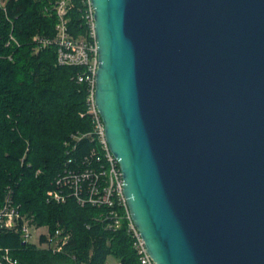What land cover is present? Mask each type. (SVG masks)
I'll return each instance as SVG.
<instances>
[{
    "label": "water",
    "instance_id": "obj_1",
    "mask_svg": "<svg viewBox=\"0 0 264 264\" xmlns=\"http://www.w3.org/2000/svg\"><path fill=\"white\" fill-rule=\"evenodd\" d=\"M95 103L155 264H264V0H91Z\"/></svg>",
    "mask_w": 264,
    "mask_h": 264
},
{
    "label": "trees",
    "instance_id": "obj_2",
    "mask_svg": "<svg viewBox=\"0 0 264 264\" xmlns=\"http://www.w3.org/2000/svg\"><path fill=\"white\" fill-rule=\"evenodd\" d=\"M58 0H0V208L8 196L23 215L71 239L54 253L24 242L15 231H0V248L21 264H141L127 220L110 228L106 206H81L74 197L48 202L47 193L66 171L85 169L96 147L90 138L89 87L83 67L61 66L57 48L36 52V36L54 38ZM81 4L69 14L74 36L86 32ZM14 37L18 44L10 42ZM67 193V192H66ZM121 214V211H117Z\"/></svg>",
    "mask_w": 264,
    "mask_h": 264
},
{
    "label": "built area",
    "instance_id": "obj_3",
    "mask_svg": "<svg viewBox=\"0 0 264 264\" xmlns=\"http://www.w3.org/2000/svg\"><path fill=\"white\" fill-rule=\"evenodd\" d=\"M77 2L81 4V22L85 24L86 32L74 36L69 26V14L75 9ZM54 10L58 18L56 35L54 38L36 36L34 40L38 45L37 51L55 45L59 65L83 67L78 81L86 83L89 87L88 114L91 115L93 125L91 132L76 135L74 139L80 141L90 138L96 147L85 158V161L89 163L87 168L66 171L57 178L56 188L47 193V201L65 203L68 198L74 197L81 206L86 204L106 206L111 211L109 218H113L114 221L109 227L119 229L121 221L126 219L128 231L135 239L134 246L140 256L141 264H155L132 221L124 194L123 174L119 162L109 148L105 124L95 103L96 74L100 61L92 2L91 0H58ZM11 41L18 44L13 36ZM19 209L12 197L8 196L4 206L0 208V231H15L22 236L24 242L50 249L54 253L63 251L71 239L70 233L65 232L64 229L40 232L41 228L34 217L23 215ZM117 211H121V214ZM0 264L21 263L14 259L10 252H4L0 248Z\"/></svg>",
    "mask_w": 264,
    "mask_h": 264
},
{
    "label": "rangeland",
    "instance_id": "obj_4",
    "mask_svg": "<svg viewBox=\"0 0 264 264\" xmlns=\"http://www.w3.org/2000/svg\"><path fill=\"white\" fill-rule=\"evenodd\" d=\"M36 52H38L37 51V49H36ZM29 216V215H28ZM41 229H40V232H44V231H48V230H50V227L49 226H47V225H43V226H40V225H38ZM36 240V242H39L37 239H35ZM115 260L114 259H110V263L111 264H115V262H114Z\"/></svg>",
    "mask_w": 264,
    "mask_h": 264
}]
</instances>
